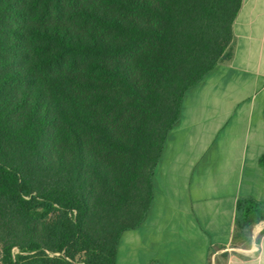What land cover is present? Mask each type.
I'll list each match as a JSON object with an SVG mask.
<instances>
[{
	"label": "trees",
	"instance_id": "16d2710c",
	"mask_svg": "<svg viewBox=\"0 0 264 264\" xmlns=\"http://www.w3.org/2000/svg\"><path fill=\"white\" fill-rule=\"evenodd\" d=\"M243 2L0 0V264H117ZM262 221L238 201L239 237Z\"/></svg>",
	"mask_w": 264,
	"mask_h": 264
},
{
	"label": "crops",
	"instance_id": "0c3cea01",
	"mask_svg": "<svg viewBox=\"0 0 264 264\" xmlns=\"http://www.w3.org/2000/svg\"><path fill=\"white\" fill-rule=\"evenodd\" d=\"M233 34L232 58L186 92L117 264H264V221L247 240L236 227L240 199L264 203V0H244Z\"/></svg>",
	"mask_w": 264,
	"mask_h": 264
},
{
	"label": "rangeland",
	"instance_id": "374dc122",
	"mask_svg": "<svg viewBox=\"0 0 264 264\" xmlns=\"http://www.w3.org/2000/svg\"><path fill=\"white\" fill-rule=\"evenodd\" d=\"M233 46H234V45H233ZM225 258H227V256H226V255L224 256V258H223V259H221V264L225 263V261L227 260V259L225 260ZM219 263H220V262H219Z\"/></svg>",
	"mask_w": 264,
	"mask_h": 264
}]
</instances>
